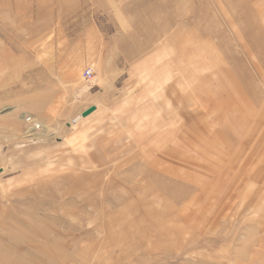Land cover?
<instances>
[{
  "label": "rangeland",
  "instance_id": "1",
  "mask_svg": "<svg viewBox=\"0 0 264 264\" xmlns=\"http://www.w3.org/2000/svg\"><path fill=\"white\" fill-rule=\"evenodd\" d=\"M55 1L63 4L0 0V264H264L253 135L237 134L251 131V118L222 125L210 113L209 127L169 115L176 105H166L143 129V145L98 167L82 165L85 152L61 147L54 115L27 133L25 118L41 106L29 94L40 47L34 28ZM180 1L181 67L223 75L239 88L241 107L245 86L264 115V0ZM261 128L263 135L264 121Z\"/></svg>",
  "mask_w": 264,
  "mask_h": 264
},
{
  "label": "crops",
  "instance_id": "2",
  "mask_svg": "<svg viewBox=\"0 0 264 264\" xmlns=\"http://www.w3.org/2000/svg\"><path fill=\"white\" fill-rule=\"evenodd\" d=\"M69 3L72 5L55 1L46 8L44 21L36 22L34 38L40 47L35 49V56L39 57L34 68L30 65L29 79L30 97L41 103L30 114L37 115L34 117L40 123H48L50 115H54V122L59 121L54 126L60 127L59 136H63L61 147L67 145L85 152L82 165H109L119 152L142 144L144 140L140 137L149 134L143 131L149 119L163 118L166 105L171 104L176 107L169 115H190L196 124L199 118L209 127L216 120L223 125L226 118H242L244 122L251 118V131L244 124L242 127L247 130L237 134L246 138L253 135L252 181L263 184L264 193V158L261 162L259 154L264 115H260L258 96L248 91L246 94L243 86L241 107L239 88L226 82L223 75L219 79L208 74L202 76L195 64L193 68L190 64L188 69L181 67L180 0ZM89 67L97 79L94 84L84 82L83 73ZM207 68L199 69L209 72ZM181 80L187 91L182 90ZM214 103H219L220 108L213 107ZM93 105L96 109L83 117L82 112ZM239 108L253 115H237ZM229 112L233 115L228 116ZM210 113H215L216 120L205 119L204 115ZM227 131L226 134L232 135ZM133 132L137 135L132 136ZM263 197L259 195L258 199Z\"/></svg>",
  "mask_w": 264,
  "mask_h": 264
},
{
  "label": "built area",
  "instance_id": "3",
  "mask_svg": "<svg viewBox=\"0 0 264 264\" xmlns=\"http://www.w3.org/2000/svg\"><path fill=\"white\" fill-rule=\"evenodd\" d=\"M83 78L86 82L88 83H92L94 82L93 80L95 79L93 70L91 67L85 69L84 73H83ZM25 120L28 122L29 125V129L27 131V133L29 135H32L33 133H35L37 130L42 128V125L40 122H38L36 120V118L32 115H29L25 118Z\"/></svg>",
  "mask_w": 264,
  "mask_h": 264
},
{
  "label": "water",
  "instance_id": "4",
  "mask_svg": "<svg viewBox=\"0 0 264 264\" xmlns=\"http://www.w3.org/2000/svg\"><path fill=\"white\" fill-rule=\"evenodd\" d=\"M96 109V107L93 105L89 108H87L85 111L82 112V116L86 117L88 116L90 113H92L94 110Z\"/></svg>",
  "mask_w": 264,
  "mask_h": 264
},
{
  "label": "bare ground",
  "instance_id": "5",
  "mask_svg": "<svg viewBox=\"0 0 264 264\" xmlns=\"http://www.w3.org/2000/svg\"><path fill=\"white\" fill-rule=\"evenodd\" d=\"M193 165H194V164H193ZM205 171H206V170H205ZM210 174H211V173H210ZM212 174H213V173H212ZM212 174H211V175H212ZM233 177H235V175H234Z\"/></svg>",
  "mask_w": 264,
  "mask_h": 264
}]
</instances>
